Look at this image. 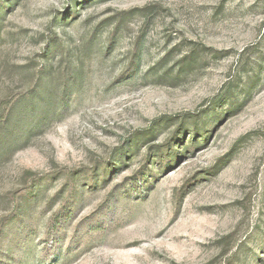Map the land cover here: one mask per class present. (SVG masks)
<instances>
[{"label":"rangeland","instance_id":"rangeland-1","mask_svg":"<svg viewBox=\"0 0 264 264\" xmlns=\"http://www.w3.org/2000/svg\"><path fill=\"white\" fill-rule=\"evenodd\" d=\"M15 110L0 264H264V0H0Z\"/></svg>","mask_w":264,"mask_h":264},{"label":"trees","instance_id":"trees-1","mask_svg":"<svg viewBox=\"0 0 264 264\" xmlns=\"http://www.w3.org/2000/svg\"><path fill=\"white\" fill-rule=\"evenodd\" d=\"M12 115L16 116L13 122H11ZM23 115H24V111L15 110L14 112H12L11 115H9L8 117H5L6 119H4V122H5L4 124H3V121L2 123H0V125H2V128L0 129V150L3 148L1 147V143H3V145L6 144V146H9L10 143H15L19 140V138L15 136L16 135V124L23 121V119L25 118Z\"/></svg>","mask_w":264,"mask_h":264}]
</instances>
